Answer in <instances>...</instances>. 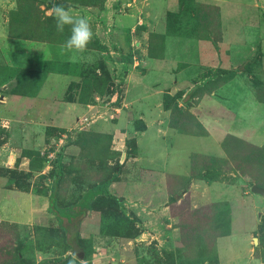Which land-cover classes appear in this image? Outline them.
Segmentation results:
<instances>
[{
  "label": "rangeland",
  "instance_id": "1",
  "mask_svg": "<svg viewBox=\"0 0 264 264\" xmlns=\"http://www.w3.org/2000/svg\"><path fill=\"white\" fill-rule=\"evenodd\" d=\"M1 1L47 46L0 34V264L264 262V0ZM53 4L103 49L66 51Z\"/></svg>",
  "mask_w": 264,
  "mask_h": 264
},
{
  "label": "crops",
  "instance_id": "2",
  "mask_svg": "<svg viewBox=\"0 0 264 264\" xmlns=\"http://www.w3.org/2000/svg\"><path fill=\"white\" fill-rule=\"evenodd\" d=\"M7 2H3L0 0V34L3 35V47L7 48L9 45L12 46H19L20 44L25 45L24 47L27 49V51H30V53H32L33 56H38L40 53L43 52V48L44 46H47V43H37V42H31V41H26V40H20V39H10L9 38V34L4 30L5 27H3L2 23H8V19L7 21L4 20V11L5 9L8 7L6 3ZM7 11H11L10 9ZM135 17H132L129 14L126 15H119L117 16V18L115 19L114 25L115 28H119V29H125V27L127 29H131L134 28L135 26ZM4 23V24H5ZM32 49H30L31 46ZM42 51V52H41ZM55 77V78H54ZM46 80L48 82H53V81H58L59 83H63L64 82V78L60 75H55L50 73L49 75H47ZM10 99H12L10 102L8 101L7 104L12 105L13 103H18L20 104V106L23 108V110H29V108H33L35 103H37L38 99H39V95L36 97H20V96H12ZM25 106V107H24ZM9 107V106H8ZM22 118V117H21ZM24 118V117H23ZM21 119V121H25L24 119ZM3 152L4 156H5V162H7L8 164H15L18 160V155L16 154L17 152L15 150H13L12 148H10V146L8 147L7 144L5 143L3 146L0 147V152ZM18 157V158H17ZM3 161V160H2ZM24 163L22 162L21 165H23ZM244 251V250H243ZM243 253L239 254V255H235L232 259V261L229 264H256L257 259H245L243 257ZM261 264H264V262H261Z\"/></svg>",
  "mask_w": 264,
  "mask_h": 264
},
{
  "label": "clouds",
  "instance_id": "3",
  "mask_svg": "<svg viewBox=\"0 0 264 264\" xmlns=\"http://www.w3.org/2000/svg\"><path fill=\"white\" fill-rule=\"evenodd\" d=\"M48 15L55 19V27L58 33L69 29L70 35L64 42V49L74 53H84L92 42L94 32L89 19L86 16L74 15L71 8L64 5L53 4ZM256 264H261L257 260Z\"/></svg>",
  "mask_w": 264,
  "mask_h": 264
},
{
  "label": "trees",
  "instance_id": "4",
  "mask_svg": "<svg viewBox=\"0 0 264 264\" xmlns=\"http://www.w3.org/2000/svg\"><path fill=\"white\" fill-rule=\"evenodd\" d=\"M32 9H33V8H32ZM41 33H42V31H40V32L37 33L36 35H35V34H31L30 36H28L27 39H29V40L34 39V40L48 41L47 39L43 38V36H42ZM10 35H11V37H13V38H22V37H24L23 34H21V33H17V32H14V31L12 30V28L10 29ZM88 49H92V50H102L103 48H102V46L97 45L96 40L93 39L92 42L88 45ZM260 183H261V182H260Z\"/></svg>",
  "mask_w": 264,
  "mask_h": 264
},
{
  "label": "water",
  "instance_id": "5",
  "mask_svg": "<svg viewBox=\"0 0 264 264\" xmlns=\"http://www.w3.org/2000/svg\"><path fill=\"white\" fill-rule=\"evenodd\" d=\"M252 191H253V192H262L260 189H257V188H255V187H252Z\"/></svg>",
  "mask_w": 264,
  "mask_h": 264
}]
</instances>
